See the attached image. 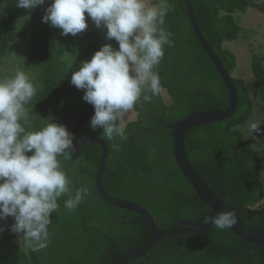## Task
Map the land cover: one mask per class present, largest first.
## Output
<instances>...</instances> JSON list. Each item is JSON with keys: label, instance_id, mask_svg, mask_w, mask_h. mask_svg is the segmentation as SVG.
I'll return each mask as SVG.
<instances>
[{"label": "trees", "instance_id": "16d2710c", "mask_svg": "<svg viewBox=\"0 0 264 264\" xmlns=\"http://www.w3.org/2000/svg\"><path fill=\"white\" fill-rule=\"evenodd\" d=\"M170 4L164 24L171 33L172 46H165V55L154 69L160 75L162 88L168 90L173 101L163 102L161 94L150 102H138L134 108L138 118L125 127V138L114 150V141L108 140L101 129L93 130L89 121L76 135L73 143L89 136L102 137L108 144L110 154L103 175L105 191L121 199L131 200L146 207L160 223L169 212L179 210L189 217L194 213L189 205L196 198L195 212L210 210L197 197L195 190L177 165L173 154L171 129L163 126L159 119L170 123L183 118L194 110H224L229 106V93L216 66L208 56L187 15L185 0H167ZM199 27L212 49L219 55L239 92V105L233 116L212 124L189 130L185 136V147L197 171L211 186L223 203L238 214L247 224L264 222V206L253 210L251 206L264 197V183L260 157L255 149L245 143L243 132L237 128L251 115L253 102L247 81L233 75L237 68V57L224 47L225 40L238 38L241 25L234 13H244L253 0H191ZM51 0L36 7L38 18L45 15ZM20 8L14 6L7 14L0 15V57L10 47L15 34ZM87 24L84 35L74 41L84 55H76L71 64L63 58V48L48 32H43L26 63L39 70L43 85L25 107L30 115L29 130H36L42 118L54 117L56 123L65 125L69 131L75 129L93 106L82 99L83 90L70 83L71 74L91 59L95 45L98 49L105 31L96 27L85 13ZM118 48L114 39L104 42ZM74 53V50H71ZM264 59L254 55L252 71L254 84L258 86L264 100ZM72 69V70H71ZM264 128V126H261ZM141 128V134L137 132ZM145 134V135H144ZM264 135V133H261ZM30 154V153H29ZM102 154L99 144H90L77 152L71 159L60 157L61 166L72 183L73 189L85 186L90 195L74 210L64 207L65 195L58 201L59 208L50 214V238L46 248L32 251L21 248L10 230L9 218L0 220L4 231L0 232V264H109L119 258L122 241L116 237L126 234L139 238L143 244L150 236L149 228L126 229L115 219L119 213L131 211L118 209L107 204L95 186L96 170ZM163 229H168L166 224ZM116 236V237H115ZM228 228L217 229L215 225L201 235L194 236L191 246L182 248L179 258L173 254L162 258V249L156 245L157 264H264V247L245 242ZM179 259V260H178Z\"/></svg>", "mask_w": 264, "mask_h": 264}, {"label": "clouds", "instance_id": "9594fccd", "mask_svg": "<svg viewBox=\"0 0 264 264\" xmlns=\"http://www.w3.org/2000/svg\"><path fill=\"white\" fill-rule=\"evenodd\" d=\"M16 7L34 9L45 0H15ZM168 5L149 6L148 0H51L42 21L61 29L62 35L73 36L88 24L85 13L96 27L105 31L108 40L91 59L71 74L70 83L83 90L82 99L94 108L90 127L114 141L125 138L124 125L119 123L138 102H150L162 91L160 75L155 71L165 55V46H172L171 33L161 27ZM36 94V86L22 70L10 78L0 79V220L13 218L10 230L22 233L32 251L49 243L50 214L64 207L74 211L89 195V189H73L60 157L71 159L74 137L54 117L42 118L41 126L32 131L25 105ZM260 120H249L248 130L256 136L264 133ZM30 153V154H29ZM217 229L231 227L236 221L224 211L210 218ZM4 228L0 226V232Z\"/></svg>", "mask_w": 264, "mask_h": 264}, {"label": "water", "instance_id": "95a60500", "mask_svg": "<svg viewBox=\"0 0 264 264\" xmlns=\"http://www.w3.org/2000/svg\"><path fill=\"white\" fill-rule=\"evenodd\" d=\"M185 4L187 9V15L191 22L195 35L204 50L206 51V53L208 54V56L211 58L214 65L216 66L229 93V106L224 110H194L185 115L183 118L170 123L164 122L163 120L159 119V122L162 123L164 127L171 129L173 154L178 167L180 168L182 173L187 177L188 181L195 190L197 197L210 209V211L207 213V222L188 221L187 223H191L198 227L195 232L205 233L209 231L214 225L210 221L211 217L215 216L220 212L228 211L234 215L236 221L231 227H228V229L237 236H240L246 242V244L252 243L264 247V227L247 224L240 218L238 214L234 213L223 203V201L217 196L211 186L197 171L185 147V136L189 130L201 125L212 124L229 118L233 116L239 105V92L235 82L233 81L231 75L229 74L226 66L220 59L219 55L216 54V52L212 49L205 36L203 35L196 20L191 0H185ZM107 40L108 39L106 37H103L100 41L99 47H102L104 45V42ZM90 49L98 50L95 45L91 44L86 49V53L88 55ZM93 114L94 108L87 112V114L84 116V118L80 121V123L75 129L70 131L73 134L74 138L87 124ZM90 144H99L102 148V154L99 160L95 176V186L100 197L111 206H114L118 209H124L137 213L139 217L147 223L151 231L150 239L147 242L130 250L127 253L121 254L120 258L109 264H132V262H134L135 260L143 257L146 260H149L147 254L154 248L156 243L162 241L164 236L175 233L176 230H162L155 221V218L152 213L142 204L109 195L105 191L103 185V175L110 154L107 142L102 137L89 136L79 142H75V149L73 152L80 151L81 149L87 147ZM136 222L139 221L137 220ZM141 264L148 263L142 262Z\"/></svg>", "mask_w": 264, "mask_h": 264}, {"label": "rangeland", "instance_id": "374dc122", "mask_svg": "<svg viewBox=\"0 0 264 264\" xmlns=\"http://www.w3.org/2000/svg\"><path fill=\"white\" fill-rule=\"evenodd\" d=\"M253 1L254 5L249 6L244 13H234L237 22L241 25V31L238 38L225 40L224 47L230 49L236 55L237 68L234 70L233 75L244 78L247 81L253 102L251 115L237 128L243 132L245 143L251 145L256 153L262 157L264 153V135L259 133L254 136L247 127V122L253 119L264 123V100L260 97L258 86L254 84L252 71L253 56L256 54L264 59V0ZM162 2L167 3L168 7H170L167 0H148L149 6H159ZM14 6H16L15 0H0V15L7 14ZM35 10L36 8L27 10L20 8L15 37L6 54L0 57V79L10 78L17 70H22L30 77L36 86L37 92L42 87L43 82L38 68L28 65L26 58L40 40L42 33L48 32L53 40L59 46H62V58L68 64H71L76 55H84L82 48L76 47L73 42L80 39L84 35L85 30L75 36L71 34L62 35L61 29L51 26L50 23L43 22V16L38 18ZM90 28L88 25L86 29ZM71 50H74V53ZM161 94L165 103H172L173 98L166 89H162ZM137 116L138 112L133 108L119 123H122L125 127L128 123L135 121ZM260 172L264 183V161L261 163ZM263 205L264 197L253 209H258ZM8 218L12 223L14 222L12 217ZM14 239L21 248L27 250L28 244L22 233H14Z\"/></svg>", "mask_w": 264, "mask_h": 264}, {"label": "flooded vegetation", "instance_id": "af4514ba", "mask_svg": "<svg viewBox=\"0 0 264 264\" xmlns=\"http://www.w3.org/2000/svg\"><path fill=\"white\" fill-rule=\"evenodd\" d=\"M162 89H165V88H162ZM167 92H168V90H167ZM168 94H169V92H168ZM161 96H162V94H161ZM163 102H164V100H163ZM165 104H167V103H165ZM170 104H167V105H170ZM137 118H138V116H137ZM140 130H141V128H138V130H137L138 134L139 133L141 134ZM195 204H196V198L193 197V200H192V202L189 205V209L194 213V215L192 217H189V214H190L189 212H186L185 214H183V212H181L179 210H175V211L169 212L167 218H165L162 221V223L158 222L156 220V218L154 217L155 221L158 224V226L162 230H166V231L167 230H172V229L176 230L175 233L164 236L162 241H159V242L156 243V245L159 243V246L162 249V253L160 252V254H161L163 259L167 258L171 254H173L176 258H179L180 250H182V248H185L186 246H191L194 243V236H198V235L203 234V233L195 232V230L198 227L196 225H193V224L187 223V222L188 221H191V222H200V221L201 222H207V213L210 210L203 209V210H201L199 212V214H197V212H195ZM255 205H257V204H255ZM255 205L251 206V208L253 209V207ZM263 206H261L258 209H253V210H258L259 211V210L262 209ZM114 218L117 219V221L120 223L121 232L125 231L126 229L135 230L134 229L135 226L138 229H142L143 230V225L144 224L148 227L147 223L143 219H141L137 213L132 212V211H131V213H128V212L127 213H119ZM137 220L139 222H136ZM254 223L255 224H250V225H256V226L264 227V222L254 221ZM163 224H166V226H168L169 228L168 229H163L162 228ZM150 236H151V231H150ZM150 236H149L148 240L150 239ZM116 238L119 241H122V245H123L122 248L125 249V251H120L119 258L121 257V254L127 253L130 250L142 245V244H138L136 246H132L133 243H139L141 240L139 238H135L134 240H132L133 238L129 237L126 234H122V236H120L119 238L118 237H116ZM147 241H145V242H147ZM243 242H245V241H243ZM249 244L250 243L246 244V242H245L243 244V246L247 247ZM156 245L147 254L149 260H146L143 257V258L135 260L134 262H132V264H141L142 262H146L148 264H157V262L154 260L155 259V251H156L155 247H156Z\"/></svg>", "mask_w": 264, "mask_h": 264}]
</instances>
